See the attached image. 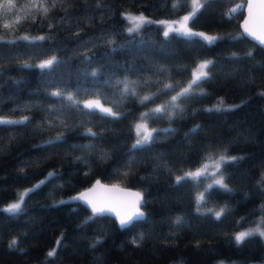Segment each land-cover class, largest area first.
Returning a JSON list of instances; mask_svg holds the SVG:
<instances>
[{
    "label": "trees",
    "instance_id": "obj_1",
    "mask_svg": "<svg viewBox=\"0 0 264 264\" xmlns=\"http://www.w3.org/2000/svg\"><path fill=\"white\" fill-rule=\"evenodd\" d=\"M13 3L15 7L10 12L0 8V38H3L0 41V115H27L32 119L27 127L0 126V148H3L0 151V264H217L219 261L264 264V237L258 234L248 237L241 245L232 238L236 232L255 227V222L264 215L259 211L264 204V187L258 183L264 173V95H260L264 93V71L259 70L264 65V47L246 36L229 38V34L241 32L244 0H209L190 25L225 34L224 39L212 46L189 43L174 35L165 38L163 27L158 23L145 25L134 37L124 30L128 24L121 13L141 12L152 21H161L179 18L190 9V6L181 8L177 14H171L173 0H56L55 7H52L53 0H13ZM42 3L49 7L46 15L33 7ZM236 5L242 6L240 12L223 19L221 14ZM23 35H46L50 39L34 41L35 47L23 40L15 45L5 43ZM108 39L124 47L106 55L113 47L106 43ZM89 50L95 54L92 63L82 65V56ZM248 51L253 53L251 58L233 63L232 53L242 56ZM51 56L64 61L52 76H42L38 68L19 69L24 61L38 64ZM205 57L217 61L214 79L201 84L196 91L203 88L210 96L182 101L185 108L182 118L150 122L152 128L171 127L176 131L158 134L148 150L130 151L136 136L129 128L136 118L175 95L190 79L195 67L193 61ZM185 65L187 72L183 71ZM155 66L169 69L167 74L159 76L161 86L177 81L180 85L146 106H141L138 98L125 100L121 108L113 109L128 113L118 121L101 120L98 116L87 118L91 123L85 127H92L96 132L107 129L101 133L103 139L90 141L81 135L84 128L79 126L68 131L60 127H37L41 123L46 125L49 119L43 109L58 105L55 98L48 96L58 85L65 86L63 82H67V90L77 86L94 87L91 77L87 80L81 77L78 85L77 75L82 68L86 67L89 72L102 69L101 81L110 75L112 80L151 76L156 81L157 75L151 71ZM129 67L134 70L125 71ZM233 69H238L236 74L225 77L224 73ZM157 87L156 83L141 85L139 94L157 92ZM101 90L112 98L113 89ZM221 97L227 105L245 103L232 112H193L211 107ZM25 103L37 107L17 108L18 104ZM81 119L85 118L72 114L68 122L77 125ZM197 124L201 125L200 130L185 138V133ZM60 131H65L63 142L45 143ZM10 135L15 140L10 142ZM88 143L97 145L89 153L71 147ZM208 144L217 146L218 151L227 148V155L245 157L225 167L224 175L228 177L225 182L233 191L215 189L206 197L205 209L219 210L227 205L231 210L220 221L214 215L195 211L196 197L204 191L208 177L199 182L175 183L176 175L192 171L206 161L209 154L204 146ZM103 152L110 155L100 159ZM77 156H86L87 162L76 160ZM129 156H135L137 163L131 174L124 177L119 173L125 171L122 166ZM157 163L166 167L155 169ZM49 172L57 175L30 194L21 213L14 215L2 210L17 199L20 191L31 188ZM141 177L147 179L141 180ZM96 179L138 189L145 199L142 208L146 219L126 229H121L112 216L84 223L90 209L78 201H69V197L88 188ZM61 200L66 203H56ZM177 215L187 221L184 226H171ZM241 217L247 219L238 225ZM140 233L145 238L137 246L131 241ZM97 237H102V242L93 246ZM13 238L17 239V245L10 248ZM58 239H62L59 246ZM54 247H57L56 255L47 257Z\"/></svg>",
    "mask_w": 264,
    "mask_h": 264
},
{
    "label": "snow or ice",
    "instance_id": "obj_2",
    "mask_svg": "<svg viewBox=\"0 0 264 264\" xmlns=\"http://www.w3.org/2000/svg\"><path fill=\"white\" fill-rule=\"evenodd\" d=\"M224 2H230V0H224ZM209 0H173L172 3V13L177 14L178 10L181 8H187L190 6V11L179 19L171 21H152L146 17L143 13L139 15L133 14L131 12L121 13L123 19L127 21L128 26L124 29L130 37H134L135 34H138L145 25L158 23L164 26L163 35L165 38L170 36H175L183 38L189 43H201L204 46H212L217 41L224 39L225 34L219 33L215 35H210L206 32L195 31L190 25L195 22V20L202 13L204 8L207 7ZM56 6V0H53L52 7ZM15 7L13 0H3L0 3V8H3L5 12H10ZM33 7H38V10H42L43 14L49 12V7L45 6L43 3L39 6L33 5ZM101 4H97V8H100ZM241 5H236L235 7L229 9L227 12L222 13L223 19H230L234 15L240 12ZM249 19L245 20L243 25V32H237L235 35L229 34L230 39H237L245 35L251 37L252 39L258 41L261 45H264V0H249L248 3ZM35 17H33L34 19ZM259 20L260 29L256 30L255 27H250V22ZM8 27V25H5ZM49 27H52L50 24ZM50 39V36H29L23 35L16 37L12 40H8L5 43L8 45H15L18 40L28 41L30 45L35 47L33 44L34 41H44ZM3 38H0L2 41ZM87 43V42H86ZM106 43L113 46L110 47L106 55H110L112 51L124 47L123 45H116L114 40L108 39ZM253 53L248 51L242 56L237 53H232L233 63H239L240 60L245 58H251ZM95 54L91 53V50L84 53L81 59L82 65H90L94 58ZM2 58V57H0ZM64 63L58 56H51L48 59L41 60L38 64L32 63L30 61H24L19 65V69H28V68H38L41 71L42 76H52L55 74L56 68ZM195 67L192 68L190 73V79H188L185 86L180 87L179 91H175L176 87L180 85V82L177 81L173 83H164L162 86L159 83V76H164L169 72V69L166 66H155L151 71L157 75V80L153 81L151 76L145 77L143 79L131 80L128 76L123 78H118L116 80L111 79V75L101 81L100 77L103 75L102 69L96 68L91 72L87 70L86 67L82 68L77 75V83L79 85L81 77L87 80L89 77L92 78L94 87L86 88L83 86H77L74 90H67L66 83L63 82L65 86H57L54 91L48 93V96L55 98L59 103L58 105H51L47 109H43L49 114V119L47 120L46 125L41 123L38 124V128L43 127H60L65 131L72 130L74 127L79 126L84 128V131L81 133L82 136L87 137L90 141H97L103 139L102 132L107 131V129H102L101 132L93 131L92 127H85L86 124L91 123L90 117H99L101 120H111L118 121L126 116L128 113L126 111H114V108H121L125 100L138 98V103L141 106H146L148 103H152L154 99H158L162 95H166L169 91H175V95H172L170 99L165 100L162 104L156 105L154 108H149L147 111L141 112L139 117L136 118V122L129 128V132L135 131L136 139L131 145L130 151L134 150H148L152 143L158 138V134L165 133L171 134L176 131L175 128H152L149 126L150 122H155L157 120H162L167 118L170 122L176 120L177 118H182L185 114V108L182 104V101L187 100L191 97H207L210 96V93L205 89L200 88L199 92L196 91L197 88L203 83L211 82L214 79L215 69L217 67V61L204 59L193 61ZM134 69L129 67L125 71L132 72ZM264 71V65L259 69ZM183 71L187 72V65L183 66ZM238 69H233L231 72L224 73L225 77L234 76ZM114 75V73H113ZM249 82H252L249 80ZM157 84V92L149 93L143 96L139 94V88L141 85L148 86L150 84ZM104 87H109L113 89L111 92V99L109 95L105 94L101 89ZM88 96L89 99H79L81 96ZM260 95H264L261 93ZM2 103V101H0ZM245 101H241L240 104H225L224 98L221 97L218 101L213 104L211 107L203 109H194L196 111L204 112H232L238 110ZM110 104L111 106H106ZM32 107H37L35 104L25 103L23 105L18 104L17 108L20 110L30 109ZM2 111V109H0ZM15 111V109L11 110ZM68 113V115H65ZM72 114L78 115L85 119H81L77 122V125L69 124V120L72 118ZM32 117L22 116L19 119H9L7 117H0V126L9 127V126H24L31 122ZM201 128V125L197 124L188 133H185V138L189 134L197 133ZM65 131H60L55 137H51L49 140L45 141L46 144H54L57 142H63L65 137ZM15 140L14 135L9 136V141ZM73 149H79L82 152L89 153L93 151L97 145L95 143L88 144H74L71 146ZM204 150L209 154L205 157L206 160H211V163H205L201 168L195 171H186L182 175H176L175 183L180 185L182 182L192 180L199 182L200 179L208 177L211 178L212 182L204 186V191L200 192L196 197V209L195 211L201 215H214L217 221H220L222 217L226 214H230L231 210L227 205L221 206L219 210L215 207L204 208V205L208 203L206 197H209L213 190L219 189L223 192L230 193L233 191L228 184L225 182L228 177L224 175L225 167L234 164L237 161H242L245 159L243 156H230L227 155V148L223 151H218L217 146L213 144H208L204 146ZM0 151H3V148H0ZM110 153L103 152L100 155V159L108 157ZM78 161L87 162L86 156H77L75 157ZM158 159V158H156ZM137 160L135 156H129V159L122 166L125 171L120 172V175L127 177L131 174L133 167L136 165ZM161 167H166L162 163H157L155 169ZM211 167L214 169L213 172L209 173L208 168ZM154 169V170H155ZM23 171V169H21ZM171 171V169H168ZM56 172H49L47 176L40 180L38 183L34 184L31 188H27L22 192L17 194V199L9 203L2 210L6 213L19 214L23 211V206L26 203L27 198L39 189L42 185L48 181L50 177L56 176ZM89 175V173H85ZM147 179L146 177H141V180ZM258 183L264 187V173L261 174V179ZM106 187L102 186L100 180H97L92 188L86 189L83 192L78 193L75 196L69 197V201H78L90 209V215L86 217L84 223L96 222L98 219L104 218L105 216L111 217L115 215V219L119 222V227L121 229L129 228L133 226L136 222L146 219L145 212L142 211V207L145 204L144 196L141 192L128 193L131 197L122 207V210H117L109 201L110 197L107 196H98L93 195L97 188ZM108 191H125L120 189L117 185L111 186L107 189ZM56 203H66V201H58ZM203 209V211H202ZM256 211V210H253ZM259 211L264 213V204H261ZM247 217H241L237 224H241ZM187 223L183 216L177 215L172 221V227H182ZM255 227H249L245 231H239L234 233L232 237L235 240L237 245H241L246 238L259 235L264 237V215L261 216L260 220L256 221ZM145 238L144 233H140L137 237H133L132 243L139 246L140 242ZM102 242V237H97L93 242V246ZM62 244V239L57 240V246ZM17 245V239L13 238L9 242V247L13 248ZM57 253V247H54L47 253V257H53ZM217 264H225L224 261H219Z\"/></svg>",
    "mask_w": 264,
    "mask_h": 264
},
{
    "label": "water",
    "instance_id": "obj_3",
    "mask_svg": "<svg viewBox=\"0 0 264 264\" xmlns=\"http://www.w3.org/2000/svg\"><path fill=\"white\" fill-rule=\"evenodd\" d=\"M244 4H243V11H244V14L240 20V31L243 32V25L245 23V20L246 19H249V11H248V3H249V0H244ZM250 27H255L257 31H259L261 25H260V21L259 20H255V21H252L250 22ZM247 38H249L250 41L256 43V44H259L260 47H264V45H261L258 41L252 39L251 37L245 35ZM97 181V179L95 181H93V183L88 187V188H84L83 191H85L86 189H90L93 187V185L95 184V182ZM101 182V185L102 186H106V187H99L97 188L96 192L93 194V195H98V196H107V197H110V203L117 208V210H122V207L123 205L131 199V197L128 195V193H134V192H140L138 189H135V188H132V187H128L127 185L125 186H121V185H118L117 183H114V184H109L108 182ZM113 185H117L120 189H124L125 191H108L107 189L111 188V186ZM83 191H80V192H83ZM79 192V193H80ZM78 193H76L77 195ZM144 208H142V211ZM112 217L115 218V215H112ZM116 220V219H115ZM118 222V221H117ZM119 224V222H118ZM246 263H253V262H246ZM245 263V264H246Z\"/></svg>",
    "mask_w": 264,
    "mask_h": 264
},
{
    "label": "rangeland",
    "instance_id": "obj_4",
    "mask_svg": "<svg viewBox=\"0 0 264 264\" xmlns=\"http://www.w3.org/2000/svg\"><path fill=\"white\" fill-rule=\"evenodd\" d=\"M188 11H190V9L188 10ZM129 12H131V11H129ZM132 13V12H131ZM141 12H138V13H133V14H136V15H139ZM187 13V12H186ZM185 13V14H186ZM185 14H183V15H185ZM183 15H181V16H183ZM180 16V17H181ZM176 19H179V18H170V19H162L161 21H171V20H176ZM162 31L164 32V26L162 25ZM191 27H193V29L195 30V31H202V32H206V33H208V34H210V35H215V34H217L216 32H208V31H206L205 29H196V27H194V26H191ZM204 59H209V60H211V58H208V57H205V58H203L202 60H204ZM187 83V82H186ZM186 83L184 84V86L186 85ZM183 87V86H182ZM180 90V89H179ZM0 117H7V118H9V119H19L20 118V116H16V117H10L9 115H0ZM22 117V116H21ZM205 163H208V164H210L211 163V160H206L203 164H205ZM203 164H200V165H198V167H196L195 169H193L192 171H195V170H197V169H199V168H201L202 167V165ZM191 171V170H190ZM214 171V169L213 168H211V167H209L208 168V172L209 173H211V172H213ZM212 182V180H211V178H208V181H207V184H209V183H211ZM21 192V191H20ZM15 201V200H14ZM13 200L12 201H10V203H12V202H14ZM7 206V205H6Z\"/></svg>",
    "mask_w": 264,
    "mask_h": 264
}]
</instances>
